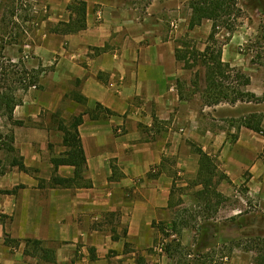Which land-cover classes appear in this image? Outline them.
<instances>
[{"label":"rangeland","instance_id":"374dc122","mask_svg":"<svg viewBox=\"0 0 264 264\" xmlns=\"http://www.w3.org/2000/svg\"><path fill=\"white\" fill-rule=\"evenodd\" d=\"M109 1L116 4H98L94 8V15L98 13L104 15L108 11L109 16H116V21L115 18L108 17L109 22L116 25L108 44L109 51L122 53L125 41L131 39L129 36H140L142 33L145 37L141 41V46L147 49L154 43H165L163 46L162 44L156 46L165 56H168L167 51L171 48L175 49L176 54V48L180 47L183 50L187 45L201 52L207 45H213L209 39L213 25L211 21H204L202 26L189 30L191 4L196 0ZM73 2L74 0H0V72L6 70L9 74V81L2 86H7L8 90H15L21 102L24 103L27 96L30 100L33 98L39 100L43 92L53 87L69 89L71 90L69 95L79 90L74 81L59 82L53 78L54 68L61 58L58 51L61 45L67 49L69 45L68 41H65V36L55 35L52 30L64 22L62 20H68V8ZM123 9L138 13L140 18H135L134 22H131L129 30L126 24L122 27L117 26L120 17L124 18L125 15L127 17L128 12L125 15L121 14ZM235 9L230 19L233 29H220L216 40L223 48V61L230 66L228 74L232 78L238 73L245 74L251 79L248 90L261 96L264 93V16L249 0H236ZM102 21H104L102 18L92 19L93 23ZM175 62L177 80L171 84L164 97L165 101L162 100V106L157 107L154 102L136 97L129 104L123 126L114 129L113 139L103 134L105 147L96 148L92 140L88 145L90 152L93 153L91 155L98 151L103 155L116 152L126 158L125 162L131 167L142 159L151 160L158 153L163 157L162 165L152 166L150 172L144 176L131 177L132 180L126 181L123 188L127 190V199L130 203L141 199L143 194L146 199L155 198L159 201L169 192L171 196L169 220L164 223L154 222L153 245L147 244L136 249L135 242L131 241L123 251L124 258L118 260L119 264H132L133 260L135 264H231L232 256L237 250L247 252L243 247L233 248L231 241L242 238L245 232L264 236V135L254 133L242 124L244 118L253 114L264 116V104L232 106L223 102L218 106H209L203 99L206 96L205 68L197 65L193 69H186L183 62L177 59ZM31 76H39L38 87L31 86L27 90L25 86L28 85ZM93 109H87L81 114L90 116L89 113ZM36 110L38 109L34 111ZM61 110L62 108L52 112L42 108L37 121L31 118L17 119L15 116L17 120L25 121L24 127H14L6 117H0V134H8L13 130L15 146L24 156L22 152L27 150L29 153L30 150L29 129L57 133L59 123L63 121ZM159 115L166 116L167 119L162 120ZM52 142L49 141L48 145L33 143L31 158L34 161L39 155L41 167L37 168L39 170L37 174L30 175L32 178L40 177V180L48 182L45 178L50 176L53 170L50 167L53 166L51 159L60 157L57 153L59 149L56 150ZM122 143H125V151L121 148ZM194 144L211 156L219 170L229 177V181H223L218 186V192L227 200L218 214L208 216L207 205L201 194L203 189L196 185L198 174L193 173V168L194 160L199 156L195 153ZM0 158L9 171L11 157L0 150ZM111 163L112 166H117L114 160ZM15 170L18 169H12L6 175L0 176V191L13 190L23 185H17L19 182L16 175L11 174ZM118 173L120 174L119 169ZM254 174L259 176L256 181H253ZM27 188L29 189L25 186L18 191L26 208H15V212L5 208L3 200L6 195H0V225L5 233L0 238L20 240V247L25 245L24 254L25 240L13 238L7 232H10L11 228H18L23 222L26 223L28 221L26 218L39 215L38 212H41L39 205L37 211H29L35 208L31 207L34 202L39 201L38 204L43 205L47 214L50 215L51 211L46 201L50 198L51 192H43L34 197L32 192L23 193ZM8 203L9 201L7 205L10 206ZM239 215L245 220H254L253 217L257 216L258 223L241 231L236 224L230 222ZM11 221L12 223H9ZM176 223L177 230H174L172 224ZM5 224H8L7 231ZM96 224L103 233L125 235V232H128L127 221L121 219V213L104 214ZM166 226H169L170 230L164 231ZM204 232L209 234V241L205 242L202 237ZM4 244L10 247L12 252L19 249L12 243ZM48 245L45 242V246L53 250L63 247V244L58 245L57 242L50 244V247ZM168 246L174 256L167 253ZM83 247L82 243L78 244L75 262L84 256ZM86 250L88 257L96 256L92 247ZM67 251L68 249L65 251L66 254ZM110 255L112 256V253ZM242 255L246 259L251 256L253 264V253ZM80 256L82 257L79 258ZM29 257L34 259V264H57V261L55 263L42 261L40 256ZM225 257L228 258V262L223 261ZM66 264L75 263L73 261Z\"/></svg>","mask_w":264,"mask_h":264},{"label":"crops","instance_id":"0c3cea01","mask_svg":"<svg viewBox=\"0 0 264 264\" xmlns=\"http://www.w3.org/2000/svg\"><path fill=\"white\" fill-rule=\"evenodd\" d=\"M85 1L88 5V28L77 34L65 35V41H68L69 48L61 45L58 51L61 58L53 71V78L57 81H74L79 90L69 95L71 90L58 86L43 92L39 100H34V98L30 100L27 96L24 103L22 102V105L16 109L15 116L17 119L31 118L37 121L42 108L52 112L62 108L63 121L69 123L74 117L82 115L81 113L87 109H93L98 103L113 111L115 115L100 120H93L85 114L84 123L79 128L87 157L88 170L85 178L91 181L93 186L82 189L41 188L39 187L40 177L34 179L30 175L15 170L11 174L16 175L17 182H19L17 185L23 184L29 187V189L23 190V193L32 192L33 196L37 197L43 192H51L50 198L46 200L51 211L50 215L47 214L44 212L43 205L38 204L39 201L34 202L31 207L35 208H31L29 211H37L39 205L41 208V212H38L39 215L26 218L28 220L26 223L23 222L24 224L22 223L18 228H11L10 232L7 233L16 239L42 240L49 245L55 244V242L58 245L63 244V247H58L57 250L54 248L57 264L72 263L73 261L75 264H119L118 260L124 258L123 251L131 241L135 242L136 249L143 248L147 244L153 245L154 222L164 223L169 220L171 199L169 192L159 201L155 198L146 199L145 194H143L141 199L130 203L127 199V190L123 188L126 181L132 180L131 177L144 176L150 172L152 166L162 165L163 157L161 153H158L157 156L152 157L153 161L150 158L142 159L141 162H137L131 167L125 162L126 158L116 152H109V155L105 152L107 155H103L102 152L98 151L91 155L93 153L90 152L88 145L92 140L96 148L105 147L102 135L105 134L113 139L114 129L123 126L129 104L136 97L154 102L157 107L163 105L162 100L165 99L171 84L173 85L177 80L175 49H169L167 51L168 56H165L156 48L162 44L160 42L154 43L147 49L143 48L141 41L145 36L142 33L140 36H129L131 39L125 41L122 53L107 50L113 30L116 27L109 22L108 17L115 18L116 21V16H109L108 11L104 15L102 13L101 15L100 13L94 15V8L98 4L111 3L115 5L116 3L109 0ZM112 10H114L113 7ZM126 12H128L127 17ZM121 14L125 16L124 18L120 17L117 26L122 27L126 24L128 30V26L131 27L130 24L134 22L135 18L140 19L138 13L134 11L123 9ZM105 15L107 16L105 17ZM98 16L104 21L93 23L92 19L98 20ZM69 18L70 12L68 20L62 21L68 22ZM97 48H106V50L97 55L94 53ZM80 95L87 99L86 103L78 102L77 97ZM35 109L38 110L34 111ZM69 119L70 121H66ZM160 119L166 120L167 117L160 116ZM29 130L31 132V143L28 145L30 150L29 153L27 150L22 152L27 167L31 169H40L41 167L39 155L34 161L31 158L30 151H32L34 142L48 145L49 141L52 140L55 149H59L58 156H63L66 147L63 146L64 135L59 129L60 134L59 131L51 133L52 131L48 130L33 128ZM37 137L40 138L37 140ZM120 145L125 151V143ZM112 160L117 166H112ZM199 160L200 158L194 160V174L199 172ZM50 167L53 169V166ZM115 168L117 178L111 179ZM74 171V167L61 166L58 169V174L64 178H73ZM52 174L53 170L50 172V176H46L45 179L49 181ZM257 177L259 176L254 174L253 181H256ZM109 185L111 188H107ZM154 196L153 194L152 197ZM20 197L19 192L16 195L6 196L3 200V204L6 205L5 208L10 209V212H15V208H26ZM8 201L10 206L7 205ZM118 213H121L122 220L127 221V236L101 232L96 224L100 218L104 214L119 215ZM2 229L3 227L0 225V237L5 234ZM7 229L8 224H5V230L7 231ZM4 242L5 240L0 238V264H34V259L24 254V244L12 252L11 248L5 246ZM80 243L84 245V256H80L79 258L82 257L81 260L75 262V257L78 255V244ZM88 247L95 250L96 256L93 258L87 256L86 249ZM66 249H68V254L65 252ZM242 254L250 255L251 253L237 250L232 256L231 264H252V257L249 256L246 259ZM132 264H135L134 260Z\"/></svg>","mask_w":264,"mask_h":264},{"label":"trees","instance_id":"16d2710c","mask_svg":"<svg viewBox=\"0 0 264 264\" xmlns=\"http://www.w3.org/2000/svg\"><path fill=\"white\" fill-rule=\"evenodd\" d=\"M254 8L261 11L264 16V0H249ZM236 0H196L191 4L192 15L189 22V30H194L202 26L204 21L212 22V31L209 36L213 43L207 45L203 52L198 49H191L187 47L176 48V59L183 62L186 69H193L197 65L205 68L206 72V91L203 99L209 106H218L225 102L229 105L236 106L238 104H264V93L261 96L248 90L251 85V79L243 73H238L235 78H232L228 71L229 64L223 61V48L219 46L216 40L220 29L225 28L232 30L231 17L236 10ZM70 18L68 22L59 23L52 30L53 34L57 35H72L85 31L88 28V5L85 0H74L68 8ZM186 45V44H185ZM106 48H97L94 51L100 55ZM190 50L192 52H190ZM27 74V73H26ZM39 76H31L29 83L25 88L28 90L31 86L38 87ZM9 81V74L6 70L0 72V117H6L9 123L16 127H24L25 121L17 120L15 118V110L22 105L21 100L17 98L15 90H8L7 86H2ZM2 86V87H1ZM78 102L86 103L87 99L83 96L77 97ZM90 117L93 120L107 119L115 115L113 111L97 104L95 110L91 111ZM84 115L74 117L69 124L60 121L58 129L63 133V146L66 151L61 157L51 159L53 165V174L50 181L45 182L39 180L41 187H49L51 189L65 188V189H82L92 188L91 181L85 178L88 170L87 157L83 146L80 126L84 123ZM264 116L253 114L242 120L243 126L260 135H264L263 128ZM16 138L14 131H9L8 134H0V150L4 151L7 156L11 157L8 164L9 171L6 170L5 165L0 158V176L6 175L12 169H18L20 172L27 175L37 174L38 169H31L25 164V157L20 154L16 148ZM195 146V153L199 156V172L197 184L202 187V197L206 203L208 216L218 214L226 197L218 192V186L223 181H229V177L219 170L218 165L201 147ZM61 166L74 167V177L64 178L58 174V169ZM114 175L111 179H116V168L113 170ZM38 180V179H37ZM44 184V186H43ZM25 188L24 185L15 187L13 190L0 191V195H16L20 189ZM254 220H245L242 215L234 217L230 220L231 223L237 225V228L244 231L247 227H254L258 223L257 216ZM257 219V220H256ZM177 223L172 224V228L177 230ZM164 231L170 230L166 226ZM202 235L205 242L209 241V234L204 232ZM127 236V232H125ZM244 240V241H243ZM5 243H12L15 247H19L20 240H10V237L5 240ZM27 256H40L42 261L48 263L56 262V251L45 246L42 240L27 239L25 240ZM233 248H242L253 253V264H264V236L243 234V237L238 240L231 241ZM167 253L171 256L172 250L170 246L167 248Z\"/></svg>","mask_w":264,"mask_h":264},{"label":"built area","instance_id":"2783aa9c","mask_svg":"<svg viewBox=\"0 0 264 264\" xmlns=\"http://www.w3.org/2000/svg\"><path fill=\"white\" fill-rule=\"evenodd\" d=\"M223 261L228 262V258L227 257L223 258Z\"/></svg>","mask_w":264,"mask_h":264}]
</instances>
